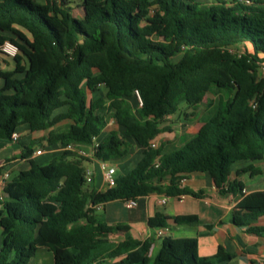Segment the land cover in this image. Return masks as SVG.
<instances>
[{"label": "trees", "instance_id": "obj_1", "mask_svg": "<svg viewBox=\"0 0 264 264\" xmlns=\"http://www.w3.org/2000/svg\"><path fill=\"white\" fill-rule=\"evenodd\" d=\"M78 8L75 16L70 0L0 1V46L9 41L18 49L13 68L0 69V140L26 125L49 130L46 147L88 148L100 137L95 157L109 162L124 157L132 140L144 148L142 158L116 176L114 187L97 191L85 185L82 158L64 151L39 165L30 159L32 146L24 147L16 158L28 168L2 186L0 264H29L39 248L53 264L228 261L221 248L198 257L195 238L161 237L153 258L152 239L111 248L108 235L129 227L95 215L99 204L150 194L197 197L180 186L193 173L209 174L219 194L240 198L232 223L264 237V226L254 225L264 216V191L245 195L243 184L230 180L235 163L264 162V0H79ZM238 45L250 50H229ZM4 57L0 52V65ZM183 104L199 115L198 132L180 146L151 148ZM110 122L120 133L103 138ZM243 173L261 174L252 165L234 170ZM166 221L198 219L156 215L147 225L163 228Z\"/></svg>", "mask_w": 264, "mask_h": 264}, {"label": "crops", "instance_id": "obj_2", "mask_svg": "<svg viewBox=\"0 0 264 264\" xmlns=\"http://www.w3.org/2000/svg\"><path fill=\"white\" fill-rule=\"evenodd\" d=\"M1 1V0H0ZM5 62V61H4ZM13 66H11V69ZM1 69L4 66L1 63ZM10 69V70H11ZM98 96H102V91ZM191 110L185 108L182 117H176V114L166 118L164 126L168 128L161 132L154 141L160 145L174 144L180 146L185 139L198 132V116L189 115ZM185 114H188L185 116ZM110 131L120 133L119 127L108 124L103 130L102 136L105 138ZM16 132L19 138L16 142L0 140V193L2 191L4 173L11 174L14 170H25L28 168L26 159L16 158L24 147L32 146L33 152L44 145L43 153L39 156L31 155L30 159L39 165H46L53 157L62 154V147L59 145L47 146V136L49 130L30 132L26 125H21ZM130 148L127 154L116 160L109 161V164L115 167V175L127 174L142 158L144 148L137 146L132 140H127ZM69 156L68 160H73ZM82 160L84 169L93 171V182L90 188L97 191L105 189L101 172L95 161ZM264 162H238L233 165L230 180L236 179L243 184V193L245 195L264 191ZM249 165L255 167L261 174L250 176L249 173H243L235 176L234 170L245 168ZM168 184V179L162 182ZM181 188L190 189L197 193V197L184 195L179 197H167L162 194H150L137 199V205L129 208L123 201H112L106 203L101 209L95 211L98 220L111 226L115 224H124L129 227L125 233H115L108 235V242L111 248L117 247L128 239L144 241L152 239L151 258H153L159 249L158 231L164 230L166 236L173 238H195L197 240V256L201 258L212 257L216 255L221 248L223 253L230 256V260L221 264H264V237L249 234L243 227H237L232 223V215L237 211V203L240 198L232 195H221L215 188L212 178L207 173H193L183 178L180 183ZM163 200V203L160 201ZM161 215L164 217L175 216H196L198 222L196 225H175L171 221H166L163 228H150L147 225L149 218ZM257 226H264V216L257 219L254 223ZM104 251L102 256H107ZM106 260L105 264H109ZM29 264H32L29 262Z\"/></svg>", "mask_w": 264, "mask_h": 264}, {"label": "built area", "instance_id": "obj_3", "mask_svg": "<svg viewBox=\"0 0 264 264\" xmlns=\"http://www.w3.org/2000/svg\"><path fill=\"white\" fill-rule=\"evenodd\" d=\"M0 52L7 58H13L18 53V49L14 44L10 43L9 41H5L0 46ZM0 69H1V65H0ZM259 70L264 74V63L260 64ZM134 95L136 97L138 106H141L142 101H141V98H140L138 91H135ZM169 117L170 116H167V118H169ZM18 138H19L18 133L13 132L11 134L10 141L16 142L18 140ZM100 143H101L100 137H93L91 140V144L88 148H77L73 145H66V146H62V148H63L62 151L63 152L64 151L69 152L73 156H77V157L82 158V159L87 160V161H95L98 165L100 172H101L104 187L108 189V188H112L115 186L116 169L114 166L109 164V162L96 159L95 153L98 150ZM150 147L151 148H157L158 144L153 140L150 142ZM43 151H44L43 148H38L33 152V154L35 156H39L43 153ZM154 165L155 166L158 165L157 160L155 161ZM8 178H9V174L7 172L2 175L3 184L6 180H8ZM84 181H85V185H90L93 182V171L91 169L87 168L84 170ZM182 181H183V179L181 180V182ZM2 200H3V194L1 191L0 201H2ZM124 203L127 207L132 208V207H135L137 205V199L126 200V201H124ZM160 203H163V200H161ZM102 206H103V204H99L95 207V209L99 210L102 208ZM158 236L159 237L166 236L165 231L160 229L158 231Z\"/></svg>", "mask_w": 264, "mask_h": 264}, {"label": "rangeland", "instance_id": "obj_4", "mask_svg": "<svg viewBox=\"0 0 264 264\" xmlns=\"http://www.w3.org/2000/svg\"><path fill=\"white\" fill-rule=\"evenodd\" d=\"M71 2V6L73 8V14L75 16H79V8H78V4H79V0H70ZM232 53H236V54H242L244 53L245 50H250L248 47L242 45H238V46H233L229 49ZM5 61V62H4ZM4 61L2 62V65L4 66V70L8 71L11 69V66H13V62L10 58L4 57ZM258 77L259 78H264V74L258 70ZM105 91L102 90V95H104ZM209 97H212L213 94H209ZM90 97V96H88ZM205 107V103H202L197 109L195 113H200ZM186 108V106L183 104L179 107V110L176 113V117H182L184 109ZM109 124L114 125V122H110ZM40 148H44V145H40ZM264 166V164H263ZM18 170H14L11 174V178L14 177L17 174ZM91 185V184H90ZM30 263L32 264H53V257L52 254L50 252H48L46 249L44 248H39L34 256L30 259ZM105 264V263H104Z\"/></svg>", "mask_w": 264, "mask_h": 264}]
</instances>
